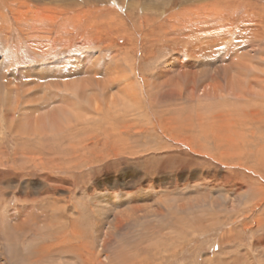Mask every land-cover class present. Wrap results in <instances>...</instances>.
<instances>
[{"label":"rangeland","instance_id":"1","mask_svg":"<svg viewBox=\"0 0 264 264\" xmlns=\"http://www.w3.org/2000/svg\"><path fill=\"white\" fill-rule=\"evenodd\" d=\"M0 60V264H264V0H0Z\"/></svg>","mask_w":264,"mask_h":264},{"label":"bare ground","instance_id":"2","mask_svg":"<svg viewBox=\"0 0 264 264\" xmlns=\"http://www.w3.org/2000/svg\"><path fill=\"white\" fill-rule=\"evenodd\" d=\"M120 13V12H119ZM134 40V39H133ZM40 50V49H39ZM1 61V60H0ZM2 64V63H1ZM0 64V65H1ZM112 70V69H111ZM111 70H109V71H111ZM112 71H114V70H112ZM252 72V71H251ZM111 73V72H110ZM114 73V72H113ZM113 73H111V74H113ZM40 74V73H39ZM49 74V73H48ZM54 74V73H53ZM259 78V77H258ZM50 79V78H49ZM57 80V79H56ZM56 80H55V82H56ZM118 81V80H117ZM69 83V82H68ZM54 85L53 86H55V89L59 86L60 87V85L59 84H57V83H53ZM88 84V83H87ZM98 84H100V83H98ZM63 86H62V88L64 89V91H63V94H62V96H61V98H59V94L57 95V94H55L56 93V91L55 92H53L52 94L53 95H42V97L40 98V97H37V98H35L33 101H34V103H33V106L35 107L34 109H30L28 106H27V108L26 109H28V110H26V109H24L23 110V108H22V113H21V115L22 116H24V118H26V117H31L30 116V114L32 113V112H34L35 110H44V109H46L47 110V108H50V107H52V109L53 110H50V111H55L54 112V115H55V113H56V110L57 111H59L60 112V110H61V112L63 113V114H65L66 113V110H65V108H63L62 107V105H60L61 103H66V105H67V103H69V102H71L70 101V98H71V96H68L69 95V91L70 92H73L74 93V91L76 92H78V90L82 87V85L79 83V82H71V83H69L68 85L64 82V84H62ZM46 86H48V85H46ZM89 86V85H88ZM49 87V86H48ZM117 87V89H118V94H116V96H115V98L113 99V101L114 100H126L124 97H127V98H130L131 96H133V94L135 93V88H134V86L133 85H129V88L127 87V85H124L123 84V82L120 84V85H118V86H116ZM44 89V88H43ZM46 90V89H45ZM56 90H58V88L56 89ZM82 90V89H81ZM204 90V89H203ZM54 91V90H53ZM60 91V90H59ZM8 93V92H7ZM58 93V92H57ZM59 93H61V92H59ZM79 93V92H78ZM85 94H86V92H84ZM44 94V93H43ZM119 94H121V95H119ZM78 95H80V94H78ZM84 95V94H83ZM82 95V96H83ZM135 95H137V94H135ZM81 96V97H82ZM94 96V95H93ZM70 97V98H69ZM74 97V96H73ZM72 97V98H73ZM80 97V96H79ZM79 97H77V98H79ZM85 100H83V101H85L86 103H88V102H90L91 101V96L89 95V94H87V95H85ZM92 98H94V97H92ZM33 99V98H32ZM80 99V98H79ZM82 99V98H81ZM88 99H90V100H88ZM43 100V101H42ZM75 100H78V99H75ZM10 101V100H9ZM30 101V100H29ZM73 101V100H72ZM17 102V101H16ZM15 102V103H16ZM36 102V103H35ZM73 103H75V105L76 104H78V103H81L80 105H82L83 104V102L81 101V100H78V101H76V102H74L73 101ZM72 103V104H73ZM9 104V103H8ZM83 105H85V104H83ZM73 107H74V104L72 105ZM97 107V106H96ZM31 111V112H28V111ZM34 110V111H33ZM49 111V110H48ZM49 113V112H48ZM34 114V113H33ZM10 118V117H9ZM32 118V117H31ZM52 117H51V114H49L48 115V120H50V124H52V125H54V123H53V121H52V119H51ZM36 119V121H38V122H41L40 121V117H37V118H35ZM34 119V120H35ZM28 122H29V120H28ZM26 123V124H29V123ZM23 122L21 121V124H22ZM57 124L58 123H56L55 124V127L57 126ZM44 247V246H43ZM47 249V248H46ZM45 249V250H46ZM45 250H44V252H45ZM39 252H40V250H39ZM46 253V252H45Z\"/></svg>","mask_w":264,"mask_h":264}]
</instances>
